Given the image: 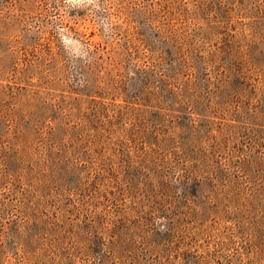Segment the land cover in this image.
<instances>
[{"label": "rangeland", "instance_id": "rangeland-1", "mask_svg": "<svg viewBox=\"0 0 264 264\" xmlns=\"http://www.w3.org/2000/svg\"><path fill=\"white\" fill-rule=\"evenodd\" d=\"M0 264H264V0H0Z\"/></svg>", "mask_w": 264, "mask_h": 264}]
</instances>
